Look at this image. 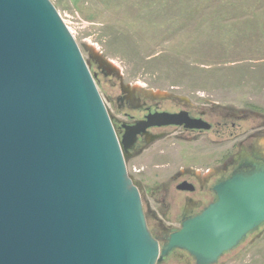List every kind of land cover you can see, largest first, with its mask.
<instances>
[{"label": "water", "instance_id": "water-1", "mask_svg": "<svg viewBox=\"0 0 264 264\" xmlns=\"http://www.w3.org/2000/svg\"><path fill=\"white\" fill-rule=\"evenodd\" d=\"M124 141L51 1L0 0V264H161L175 249L216 264L264 226V144L214 185V203L157 239Z\"/></svg>", "mask_w": 264, "mask_h": 264}, {"label": "rangeland", "instance_id": "rangeland-1", "mask_svg": "<svg viewBox=\"0 0 264 264\" xmlns=\"http://www.w3.org/2000/svg\"><path fill=\"white\" fill-rule=\"evenodd\" d=\"M50 1L87 63L88 47L136 89L234 115L253 113L264 123V0ZM89 68L104 98L107 84ZM235 152L234 142L170 137L126 166L150 210L159 211L161 182L182 170H214ZM221 264H264V226Z\"/></svg>", "mask_w": 264, "mask_h": 264}, {"label": "flooded vegetation", "instance_id": "flooded-vegetation-1", "mask_svg": "<svg viewBox=\"0 0 264 264\" xmlns=\"http://www.w3.org/2000/svg\"><path fill=\"white\" fill-rule=\"evenodd\" d=\"M88 64L97 70L94 62L89 61ZM99 74L107 84V94L104 98L114 108L113 125L119 139L122 141L125 137L124 148L131 155L129 159L170 137L184 141L201 138L218 143L234 142L236 146V152L229 160L211 170L212 172L182 170L168 180L160 181L162 185L158 190L159 199L155 202L159 211L150 210L146 192L139 183L147 225L157 239H161L164 234L169 235L172 230L180 229L183 220L194 218L214 203V185L227 179L233 168L252 157L254 151L262 150L259 145L264 144V123H259V118L253 113L234 115L219 111L217 107L201 108L186 103L185 100V103H180L181 99L176 96L155 95L136 89L115 76L106 77L101 72ZM163 113L182 114L181 121L184 123L180 126L154 125L157 119L153 117ZM191 122L194 126H202L204 123L208 127L186 128V123ZM133 131H136L134 136ZM226 254L216 264H221ZM161 264H195V261L186 252L175 249Z\"/></svg>", "mask_w": 264, "mask_h": 264}, {"label": "built area", "instance_id": "built-area-1", "mask_svg": "<svg viewBox=\"0 0 264 264\" xmlns=\"http://www.w3.org/2000/svg\"><path fill=\"white\" fill-rule=\"evenodd\" d=\"M66 25V24H65ZM67 26V25H66ZM68 28V27H67ZM69 29V28H68ZM70 31V30H69Z\"/></svg>", "mask_w": 264, "mask_h": 264}]
</instances>
